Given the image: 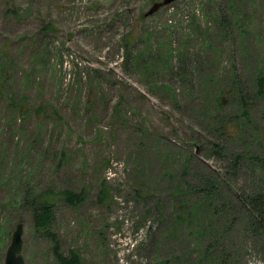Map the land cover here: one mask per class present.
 Masks as SVG:
<instances>
[{
	"label": "rangeland",
	"instance_id": "rangeland-1",
	"mask_svg": "<svg viewBox=\"0 0 264 264\" xmlns=\"http://www.w3.org/2000/svg\"><path fill=\"white\" fill-rule=\"evenodd\" d=\"M230 1L0 0V264L19 223L25 264H264V0ZM203 181L221 217L176 228Z\"/></svg>",
	"mask_w": 264,
	"mask_h": 264
},
{
	"label": "trees",
	"instance_id": "trees-1",
	"mask_svg": "<svg viewBox=\"0 0 264 264\" xmlns=\"http://www.w3.org/2000/svg\"><path fill=\"white\" fill-rule=\"evenodd\" d=\"M227 1L230 14H251L250 9L244 8L243 5L236 1ZM258 92L264 100V75L258 81ZM217 189L218 185L203 181L200 185L189 187L187 192L180 191L178 196H184L185 199L181 202L179 209L184 210L185 213L183 212L177 216L174 223L175 227L180 228L191 224L197 218H201L205 222L206 228L214 227L215 222L218 221L217 219L221 217L222 210H225L227 205L225 195L223 193L219 194ZM63 194L66 196V200L73 205L81 204L84 199L83 195L72 193L70 190L64 191ZM107 195L108 193L105 191L104 198ZM51 200L52 197L45 194L37 199L39 206L34 210L37 230L48 231L52 224L53 203H51ZM235 201L241 206L255 229L264 232V194L261 191H254L245 194L242 199L237 198ZM47 234L53 238L52 244L54 245L53 249L56 259L54 264H82V258L79 253L75 251L70 256H64L60 252L59 243L55 241L56 237L51 233Z\"/></svg>",
	"mask_w": 264,
	"mask_h": 264
},
{
	"label": "water",
	"instance_id": "water-1",
	"mask_svg": "<svg viewBox=\"0 0 264 264\" xmlns=\"http://www.w3.org/2000/svg\"><path fill=\"white\" fill-rule=\"evenodd\" d=\"M175 1L176 0H163V2L155 3L146 16L149 17L155 14L162 8L170 6ZM23 233L24 226L22 223H19L13 232L11 244L6 253L5 264H25V258L23 256Z\"/></svg>",
	"mask_w": 264,
	"mask_h": 264
}]
</instances>
